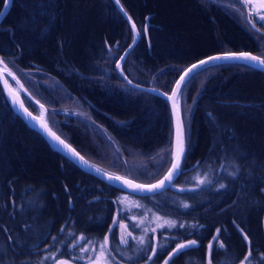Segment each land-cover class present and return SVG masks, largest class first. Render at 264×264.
Returning a JSON list of instances; mask_svg holds the SVG:
<instances>
[{
	"label": "trees",
	"instance_id": "obj_1",
	"mask_svg": "<svg viewBox=\"0 0 264 264\" xmlns=\"http://www.w3.org/2000/svg\"><path fill=\"white\" fill-rule=\"evenodd\" d=\"M229 2L119 0L139 31L121 63L124 75L167 93L198 59L257 54L254 32L229 10ZM131 39L132 30L111 0H12L0 20V59L45 107L52 118L47 116V123L77 152L95 159L93 164L101 167L88 145L93 131L108 139L107 146L138 153L148 164L169 156L172 124L163 98L125 85L115 71ZM183 90L178 97L188 106L186 119L181 109L186 154L183 171L172 182L181 191L134 196L53 150L13 112L0 87V264H33L44 255L45 264L59 258L82 264L87 247L100 246L106 236L117 251L119 222L113 221L142 214L139 207L128 213L121 208L123 194L139 199L148 216L169 220L156 232L159 238L166 234L169 244L155 246L146 233L142 261L151 257L146 262L160 263L180 242L194 240L195 246L166 261L241 264L251 247L248 264H264V72L235 63L210 65ZM64 97L68 108L62 106ZM73 100L86 112L76 113ZM152 166H146L150 173L144 180L121 175L149 183L162 174L153 176L158 169ZM134 225L128 226L135 231ZM133 246L129 242L126 249Z\"/></svg>",
	"mask_w": 264,
	"mask_h": 264
},
{
	"label": "rangeland",
	"instance_id": "obj_2",
	"mask_svg": "<svg viewBox=\"0 0 264 264\" xmlns=\"http://www.w3.org/2000/svg\"><path fill=\"white\" fill-rule=\"evenodd\" d=\"M228 1H230L229 2V5H230L229 6V10L231 12H233L234 14H237L241 19H243V21H245L246 25L249 28H250V26H249V24H248L246 19H248L253 24V26L255 25V28H257L258 30L261 31L260 33L259 32H255L254 30H252L250 28L252 30V32H254L255 39H256L255 41H256V45H257V50L258 51H257V54H255V55L258 56V57H264V27H260L259 26V24H260V16L264 15V8L260 7L261 0H251V2L248 3V4L245 3V0H228ZM252 4L256 5V10L252 13V17H254V18L250 19L249 7H251ZM223 64H229V63H223ZM5 65L8 67L9 71H11L13 73V75H15L16 81L19 80V84H17V82L14 79L6 76L5 78H6L8 86L11 88V90L15 94H17L19 96V99L21 100L23 105L25 104L24 107L32 115L39 116L40 110L42 109L41 108L42 104L39 103V101H37L35 98H33V96L30 95V93L28 92V90L24 86V83L21 81L19 76L12 70V68H10V66L6 62H5V64H3V66L5 67ZM239 65H243V64H239ZM253 69H256V68H253ZM120 79L124 82L125 85L129 86L128 84H126V82L121 77H120ZM131 82H133V81H131ZM129 87H131V86H129ZM20 88H22L37 103L31 102L25 95H23ZM178 96H180V94ZM178 101H179L180 113H181V109H182V113L184 114L185 119H186L188 106L184 104V101L181 100L180 97H178ZM63 102H65V104H63L62 106L64 108H68V107L64 106V105H67V103H68V101H67V99L65 97L63 98ZM64 108H62V109H64ZM42 110L44 112V118L45 119L48 118V117H49V119H52L50 115L46 114V109H45L44 106H43ZM64 110L68 111V109H64ZM73 110L76 113H78V114H82V113L86 112V110H82L81 111V105L76 100H73ZM62 114H66V113L63 112ZM54 118H55V116H54ZM47 124H48L49 128L51 130H53V132L57 136H59L61 139H63L65 142H67L66 139H64L59 134V132L57 131V130H60L57 126L52 127L49 123H47ZM99 135L101 137V134L99 132H96V131H93L92 133H89L88 145H89L90 148H92L93 152L95 153L94 155L98 158V160H100V161L96 160V162L103 168L98 167V166L97 167L100 168L101 170L107 172V173H110V174H113V175H117V176H121V177H124L121 174H124V175H130L131 174V175H135V177L137 176V177H140V179L144 180L143 177L147 176L150 173V171L146 168V166L148 164L152 163L153 164L152 169H154L155 171L158 169V171H156L153 174V176L159 175L162 172V174L158 178H156L154 180V181H156L161 176H163V174L168 169V168L166 170L164 169L165 165L168 162H169V165L171 163L172 146H171V152L169 151V153H168L169 154L168 157H166L165 153H164V154H162V157H160L161 155H159L156 158H152L153 160L149 161V163L147 164V163L143 162L144 161L143 157L140 154H138V153H135L133 151H127V150L125 151L119 145H115V147L112 144L110 146H107V144L109 142L108 139L103 140V138H101V140H100ZM96 136H98V137H96ZM171 142H172V140H171ZM48 144H49V142H48ZM79 154L83 158H85L87 161H89V162H91V161L93 162V160H95V159L91 158L90 156H88L84 152L83 153H79ZM159 164H160V166H159ZM93 165H95V164H93ZM125 178H128V177H125ZM128 179H130V178H128ZM130 180H133V179H130ZM133 181L138 182L135 179ZM154 181H152V182H154ZM152 182H149V183H152ZM138 183H141V182H138ZM142 184H148V183H143L142 182ZM134 196H137V195H134ZM121 197H120V202L119 203L121 205V208L123 210H125V212H127V213L130 212L132 209H134L133 207H139L138 209L142 211V214H139L138 216H137V214H135L134 216H130L129 214H126L127 218H129V221H124V220L120 221L119 220V223L117 225V229H118V233H119V237H120L119 245L122 248H119V249H117V251H115V250H112L114 248V246H112V247L108 246L104 257L102 258L103 261H104V264H137V263L138 264H156L154 261L146 262L149 258L146 259L145 261H142V259L147 255V252L145 251V248H146L145 241H146V239L149 238V236L146 233H148L150 235L149 240L155 246H157V245L164 246L166 244H169V240L167 239L166 234H165V236L162 234L164 237H162V236L160 238L156 237L157 230L161 229V227L163 225H167L168 226L169 225V220L164 218V217H162L161 215H156L155 213L151 214V216H148V213H150V212L147 213V209L145 207H143V204H140L142 202L139 199L128 197L125 194H123ZM157 217H159V219H157ZM146 221L150 222L149 223L150 227H147L148 223L145 224L144 226L141 225V224H143V222H146ZM133 223L135 224L133 226L136 229L135 231L131 230L129 227L122 228L120 226L121 224H124V225L128 226L129 224H133ZM153 226H155V227L153 228ZM152 228L155 229V231H153ZM263 228H264V226H263ZM144 229H147V232H145ZM150 231H151V233H149ZM129 233H131V235H129ZM141 237L144 238V243L143 244L139 243ZM64 238H66V236ZM122 239L127 240V243L135 242V246H133L131 252H129L126 249L127 248V243H121ZM104 240L105 239H103L102 241L104 242ZM154 241H156V244L154 243ZM190 241L191 240H189L187 242H184V243L180 242V244L189 245ZM103 242L98 247H90V248L87 247V249L85 250L86 251V258H85V261L82 264H97L96 258L99 255V253L102 251L101 245L103 244ZM52 245L55 248H58L60 244L59 243H55V244L52 243ZM178 246H176L171 251L167 252L165 254L163 260L160 263H157V264H165V261H166L167 257L170 258V256L174 255L175 249L178 248ZM164 250L168 251L169 250V246L166 249H164ZM116 252H118L119 254L123 253L121 259L116 257V255H115ZM45 256L46 255H44L42 259L38 258L37 261H34L33 264H45L46 263L45 260H44ZM138 258L140 260V261L138 260L139 262L134 261V260H136ZM61 261H63L64 264H75L73 261H70V260H67V259H60V258L55 260L54 262H52V264H60Z\"/></svg>",
	"mask_w": 264,
	"mask_h": 264
},
{
	"label": "water",
	"instance_id": "obj_3",
	"mask_svg": "<svg viewBox=\"0 0 264 264\" xmlns=\"http://www.w3.org/2000/svg\"><path fill=\"white\" fill-rule=\"evenodd\" d=\"M113 5L115 6V8L117 9V11L121 14V16L124 18V20L127 22V24L129 25L130 29L132 30V39L130 41V43L122 50L121 54L119 55V57L116 59L115 63H114V68H115V71L116 73L126 82V84H128L129 86L135 88V89H139L141 91H145V92H148V93H151V94H154V95H157L161 98H163L167 105H168V108H169V112H170V117H171V124H172V157H171V163L168 167V169L166 170V172L163 174V176H161L158 180L152 182V183H148V184H142V183H138V182H135L133 180H130V179H127L125 177H121L122 180H130L132 181L133 184H142V185H145L146 187L149 186V185H153V184H157L160 180H162L164 178L165 175L168 174V171L169 169L171 168V165H172V162L174 160V153L176 152V124H175V118L173 117V114H172V105H173V101L172 100H169L168 99V96L172 94L173 90H175L176 88V84L177 82L180 80V77L184 75V73L186 71H188L190 68H192L193 65H199L200 61H204V60H207L208 58L210 57H216V56H231V55H240L241 53H247L249 55H255L253 53H249V52H225V53H216V54H211V55H208V56H205L201 59H198L194 62H192L191 64H189L186 68L183 69V71H181V73L179 74V76L177 77V79L175 80V82L173 83L170 91L168 93H165V92H162L154 87H150V86H142V85H139V84H135V83H131L129 84V80L128 79H124L123 76H121V70L120 68L118 69L117 68V64H121V60H120V57L121 56H125V53L132 48V46L134 45L133 44V37H137L138 39V33L137 31H133V22L131 21V19H129L128 16H125L124 15V12H121L120 11V4L117 5L116 3V0H111ZM9 7V5H8ZM8 7L5 9V0H3V4H2V7L0 9V12H3L5 14V12L7 11ZM3 14V15H4ZM3 15H0V20L1 18L3 17ZM250 28L252 30H254L255 32H261L260 30H258L257 28H255L253 26V24L248 20L246 19ZM136 39V40H137ZM256 56V55H255ZM258 57V56H257ZM223 63H236V64H244V61H241V60H225V59H222L218 62H216V64H223ZM210 66V65H209ZM251 68H256L260 71H263L264 72V69L260 68V67H256V66H252ZM4 66L3 64H0V87H1V90L4 94V97L7 101V103L9 104V106L11 107V109L31 128V129H34L35 131H37L38 133H40V135L46 140L49 142L50 144V147L57 151L58 153H60L61 155H63L64 157H66L68 160H70L74 165H76L79 169H81L82 171L86 172V173H89L93 176H95L96 178H98L99 180H101L102 182L120 190V191H123V192H126V193H129V194H132V195H137V196H144V195H151V194H154L158 191H161L163 189H170V190H173L175 192H180L181 189L174 186L172 183L171 185H165V187L163 188H160L158 190H154L152 192H148L145 188V190L141 191L139 189H131L129 188L128 185L124 184L122 182V180H117V181H109L108 179V175H105L106 174H110V173H107L103 170H101V173H97L95 171V168H98L97 166L93 165L91 162L88 161V165H91V166H94V167H89V166H86L84 165L81 160H80V157H82L74 148H72L67 142H65L63 139H61L59 136H57L53 130H51L47 124V121L45 120L44 118V112L43 110L41 109L40 110V113H39V116H34L32 115L23 105V103L21 102V100L19 99V96L17 94H15L11 88L8 86L7 84V81H6V76L10 77L13 79V77L11 75H8V72H5L4 70ZM16 81V79H14ZM21 91H22V94L25 95L31 102L33 103H37L35 102L34 99H32L22 88H20ZM13 96H15V99H13ZM177 99H178V96H177ZM23 105V106H21ZM60 141H63V143H61ZM65 145H67V147H65ZM75 153V155H74ZM84 160H86L84 158ZM112 176H117V175H113V174H110Z\"/></svg>",
	"mask_w": 264,
	"mask_h": 264
},
{
	"label": "snow or ice",
	"instance_id": "obj_4",
	"mask_svg": "<svg viewBox=\"0 0 264 264\" xmlns=\"http://www.w3.org/2000/svg\"><path fill=\"white\" fill-rule=\"evenodd\" d=\"M12 2V0H5V9L8 7V5H10ZM251 0H245V3L248 4L250 3ZM117 5H119V0H116ZM260 7L264 8V0H261L260 3ZM256 10V5L252 4L251 7H249V16L250 19H253L254 17H252V13ZM120 11L124 12V15L127 16V12L124 11L123 7L120 6ZM3 12H0V15H3ZM129 19H131L129 17ZM260 27H264V15L260 16ZM147 25L144 26L145 31L147 30ZM255 27V25H254ZM133 31H136V26L135 24H133ZM137 37H133V44H135ZM119 50V49H117ZM127 52L125 53V56H121L120 60L123 61L126 59L127 56ZM225 59V60H241L244 61V64L242 66L245 67H252V66H256V67H260L262 69H264V57H257L255 55H249L247 53H241L240 55H231V56H216V57H210L207 60L204 61H200L199 65H193L192 68H190L188 71H186L184 73L183 76L180 77V80L177 82L176 84V88L175 90H173L172 94L168 96L169 100L173 101V105H172V114L173 117L175 118V124H176V152L173 154L174 155V160L172 162L171 168L168 171V174L164 176V178L162 180H160L157 184H153V185H149V186H145L142 184H133L132 181L130 180H122L121 177L119 176H112L110 174H106L108 175V179L109 181H117V180H122V182L126 185L129 186V188L131 189H139L141 191L146 190L148 192H152L154 190H158L160 188L165 187V185H171V183L173 182V180L182 173V168H181V160L184 158L185 154H186V149H185V144H184V128H183V122L181 119V113H180V108H179V101L177 99V96L180 94V92L183 90V88L189 84L192 80L195 79L196 75L200 74L201 68H203L204 70H208V66L212 65L213 67L216 66V62ZM0 64H5V62L0 59ZM117 68H122L121 64H117ZM5 72H8V75H11L13 77V79H16L15 75H13V73L11 71H9L8 67L5 65L4 69ZM121 76L124 77V79H128L127 76L124 75L123 70H121ZM17 84H19V80L16 81ZM129 84H131V80L128 81ZM23 106V105H21ZM41 108L43 109V105H41ZM61 143H63V141H60ZM65 147H67V145H65ZM75 155V153H74ZM81 162L89 167H94L91 165H88V161L84 160L83 157H80ZM95 171L97 173H101V169L100 168H95ZM204 180H201L199 177H197V183L198 184H204ZM221 187H224L223 185H221ZM184 208H188L189 206L187 204L183 205ZM119 219H124V217H120ZM157 219H159V217H157ZM118 220H114L113 224L115 225L116 223H118ZM167 223V222H166ZM122 228H126L129 227L127 225L121 224L120 225ZM180 227H183V225H180ZM61 231H63V229H61ZM114 227L109 229L110 233L114 234ZM145 232H147V229H144ZM153 231H155V229H153ZM219 231V230H218ZM129 235H131V233H129ZM56 238L53 237V240H55ZM218 239L217 237L213 238ZM245 240L248 239L247 235H245L244 237ZM121 243H127V240L122 239ZM139 243L143 244L144 243V238L141 237ZM109 244V237L106 236L105 240L103 242V244L101 245V249L102 251L99 253V255L97 256L96 260H97V264H104L103 261V257L107 251V247ZM196 245V241H190L189 245H185V244H179L178 248L175 250L174 255L178 254L180 251H182L184 248L188 247V246H195ZM212 245H209V250H210V254L212 251ZM221 247H223V245H221ZM153 252L155 253V249H153ZM251 253H252V249L250 247L249 249V253L248 255H246L244 257V259L241 261V264H248V262L250 261L251 258ZM55 258V257H54ZM149 259H151V257H149ZM171 259V258H170ZM60 264H64L63 261L60 262ZM165 264H169V261H165ZM209 264H211V260L209 261Z\"/></svg>",
	"mask_w": 264,
	"mask_h": 264
},
{
	"label": "bare ground",
	"instance_id": "obj_5",
	"mask_svg": "<svg viewBox=\"0 0 264 264\" xmlns=\"http://www.w3.org/2000/svg\"><path fill=\"white\" fill-rule=\"evenodd\" d=\"M136 31H137V33H138V37H139V31L137 30V28H136ZM123 62V61H122ZM121 62V63H122ZM120 70H121V68H120ZM129 80V79H128ZM133 83V82H132ZM131 88H133V87H131ZM135 89V88H134ZM13 99H15V96H13ZM14 112V111H13ZM15 113V112H14ZM16 114V113H15ZM181 119H182V116H181ZM46 120V119H45ZM183 122V121H182ZM184 128V127H183Z\"/></svg>",
	"mask_w": 264,
	"mask_h": 264
}]
</instances>
